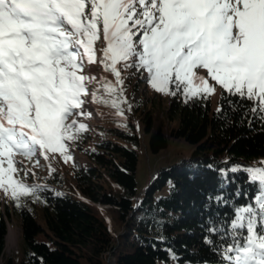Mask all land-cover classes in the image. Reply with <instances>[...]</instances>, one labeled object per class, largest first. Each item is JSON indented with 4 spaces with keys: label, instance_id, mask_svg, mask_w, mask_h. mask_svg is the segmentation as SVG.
I'll list each match as a JSON object with an SVG mask.
<instances>
[{
    "label": "snow or ice",
    "instance_id": "obj_1",
    "mask_svg": "<svg viewBox=\"0 0 264 264\" xmlns=\"http://www.w3.org/2000/svg\"><path fill=\"white\" fill-rule=\"evenodd\" d=\"M92 65L111 79L98 81L86 71ZM128 69L186 103L207 99L219 86L222 101L264 126V0H0V191L6 198L21 206L22 197L43 188L25 182L30 170L17 156L72 159L68 145L87 131L80 118L91 115L90 103L124 115L122 70ZM94 82L100 87L90 90ZM101 89L112 98L99 95ZM259 164L230 169L244 172L256 192L238 193L245 203L207 227L204 243L219 264H264V160Z\"/></svg>",
    "mask_w": 264,
    "mask_h": 264
},
{
    "label": "trees",
    "instance_id": "obj_2",
    "mask_svg": "<svg viewBox=\"0 0 264 264\" xmlns=\"http://www.w3.org/2000/svg\"><path fill=\"white\" fill-rule=\"evenodd\" d=\"M222 93L217 107L211 95L187 103L179 94L171 96L165 114L140 100L133 106L139 125H104L89 144L78 139L88 162L75 170L70 188H62L59 178L30 183L43 185L34 197L43 205L45 222L35 206H20L25 240L20 258L5 254L10 206L0 198V264H219L204 243L207 227L245 203L238 193L256 192L244 172L230 169L264 157V126L222 101ZM140 130L149 134L153 152L172 137L195 147L189 157L157 169L138 194ZM98 206L110 211L119 232H111ZM41 232L52 242L38 238Z\"/></svg>",
    "mask_w": 264,
    "mask_h": 264
},
{
    "label": "rangeland",
    "instance_id": "obj_3",
    "mask_svg": "<svg viewBox=\"0 0 264 264\" xmlns=\"http://www.w3.org/2000/svg\"><path fill=\"white\" fill-rule=\"evenodd\" d=\"M98 47H101V45L98 44ZM86 71H90V74L96 76L98 81H102L105 76L111 79L110 74L105 73L102 66L99 65L89 66ZM201 75H204V73L201 72ZM122 76L124 77V95L128 100L127 104L121 105V107L124 109V115L122 117L118 116L116 114L117 110L112 108L110 104H104L102 102L90 103L87 106V110L91 113V115L80 118V122H83L87 125V131L89 132V135L86 133H81L79 142L84 143L85 145L89 144L91 140H93L98 134L99 128L104 125H127L128 122H133L134 124L139 125V115L134 111L133 106L140 100L142 101L141 105H143L144 102V105L147 108L153 107L155 110L163 111L165 114L171 99V95L159 93L153 90L143 78V76L136 73L135 69L122 70ZM210 83L214 82L210 81ZM99 87L100 84L94 82L92 85H90V90ZM220 89L221 88L219 86H216L215 94L211 95L214 100L215 107L218 106L216 100L219 97ZM99 95L109 100L112 98L108 96V94L104 93L102 89ZM129 104L131 105L130 109L128 107ZM176 124L177 122L173 121V125ZM139 133L141 135V140L139 145L136 146L139 156L136 170V180L138 194H141L149 182L152 174L157 169H159L161 166L178 161L182 157H189L195 145L189 143L185 138L172 137L170 139L169 145L166 148L161 149L159 152H153L149 144V134H145L141 130ZM88 136H90L89 142H87ZM68 148L72 159L67 162H65L64 157L59 153L50 154L48 159H45L39 153H37L32 160H27L24 157L17 156L16 158L18 160H23L26 168L30 170L25 182L30 185V183H38L45 180L46 178H59L65 182V184L62 185V188H70V186H72L74 183L73 175L75 170L79 168L80 165L86 164L88 162V157L86 153L78 146L77 141L70 142ZM262 160H264V157L257 158L249 166H260L259 162ZM17 167H21V165H17ZM31 173H35V175H32ZM74 191L77 193L75 189ZM0 198L3 204H9L10 206L5 254L15 255L20 258L25 249V240L23 238L21 216L19 212L20 206H17V203L11 198H6L2 191H0ZM25 203H29L37 208V218L41 223H44L45 221L43 219L42 203L33 195L22 197L20 200V205ZM98 207L100 209V213H102L109 222V228L111 232H119L121 229L120 225L112 217L110 211H108L106 207ZM38 238L52 242L51 237H49L44 232L38 234Z\"/></svg>",
    "mask_w": 264,
    "mask_h": 264
},
{
    "label": "bare ground",
    "instance_id": "obj_4",
    "mask_svg": "<svg viewBox=\"0 0 264 264\" xmlns=\"http://www.w3.org/2000/svg\"><path fill=\"white\" fill-rule=\"evenodd\" d=\"M12 230V229H11Z\"/></svg>",
    "mask_w": 264,
    "mask_h": 264
}]
</instances>
